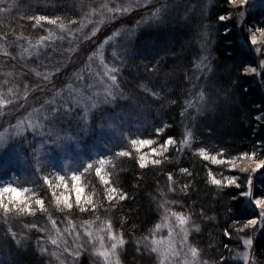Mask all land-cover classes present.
I'll use <instances>...</instances> for the list:
<instances>
[{"label":"trees","instance_id":"trees-1","mask_svg":"<svg viewBox=\"0 0 264 264\" xmlns=\"http://www.w3.org/2000/svg\"><path fill=\"white\" fill-rule=\"evenodd\" d=\"M41 1L3 0L0 3L1 7L15 3L21 8L0 17V61L13 63V80L18 79L27 85V92L19 97L21 102L31 92H35L39 85H45H42V79L51 78L49 72L59 73L56 77H60L65 66L71 65L72 61L77 62L76 58L81 55L80 49L86 47L93 34L94 27L85 25V20L79 16L75 17V14L81 15L83 10L78 5L79 0L70 4L66 3L70 0H50L52 6L48 7H43ZM215 1L210 16H215L221 10L220 16L232 18L233 21L219 19L218 28L212 34L214 44L210 71L208 66L203 68L205 70L199 74L200 78L196 79L192 67L199 63V55L194 47L195 44L199 46L201 32L208 36L212 31L208 29L205 20L193 23L189 18L180 26L169 24L168 36L163 39V43L174 44L165 49L166 53L157 49V62L156 59L151 61L147 55L141 73L129 66L125 75L122 73L119 76L121 92L132 93V99L137 98L142 103L141 108L149 104L148 92L152 94L150 87L151 91L153 89V92L158 93L156 96L152 94L154 101L152 99L150 106L142 109L148 115L156 116L157 122L152 126H149L151 123L146 124L148 126L140 132L141 138L151 139L156 144L140 153L130 149L126 151L130 154H113L103 169L106 174L96 175L93 169L84 173V191L79 203L76 202L74 189L61 194V190L52 192L49 188H43L38 195L44 201L43 208L36 200H31L32 204L27 206L13 207L11 204V208L1 210L0 242L12 238L8 245L13 246L15 237L12 231L20 229L25 234L23 240L27 246L21 251H11L9 256L8 251L4 252L0 255V264H51L49 259L52 255L49 252L47 254L51 257L48 258L44 251L37 252L40 230L45 226L43 221L47 217L46 222H67L69 219L75 223L86 220L110 222L111 228L122 235L125 241L120 251L122 264H154L153 256L148 253L142 240L155 226L162 201L168 202L170 199L167 196L168 184L174 187V205L183 207V211L199 226L191 240L205 259L213 264H238L233 256L242 246V237L251 236L254 262L264 264V226L261 225L255 233L253 226H246L249 219L257 216L256 213L239 204V199L235 200L238 195L231 185H223L225 178L236 175L232 166L238 164L241 158L251 156L264 161V64L261 67L254 63V52L248 48L245 33L238 32L240 27L237 26V20H245L247 28L255 26L264 32V16L258 12L248 13L245 4L230 5L231 0ZM83 5L86 10V4ZM39 15L56 18V23L40 21L37 24L35 17ZM60 24L65 27L61 29ZM196 26L198 33L194 30L192 35L191 30ZM50 35L53 38L47 39ZM41 37L46 39L40 43L39 53L23 52L22 48L28 50L27 45H30L29 49L34 48L33 43H37ZM258 38L255 37L253 45L257 47L255 49L259 57L264 60V35L259 34ZM53 41L55 44L62 42V49H54L49 55H44L46 50L42 52V45H54ZM4 48H7V52H2ZM44 58L51 64H43L41 60ZM250 67H255L257 71L245 72V68ZM144 71L147 76L153 72L154 77H145ZM200 85L208 88L212 104L217 109L211 114H204L211 117L210 120L204 117L203 121L206 122L193 131V147L187 157L174 150V143L182 138V131H185L183 120L186 98L193 96ZM3 90L5 86H0V91ZM118 97V102L127 104V95L124 98L120 95ZM157 129L162 131L156 132ZM168 137H173L175 142L167 144ZM153 147L157 149L156 153L151 151ZM164 147L169 150L163 152ZM201 148L206 150L209 158L199 153L198 149ZM214 156L228 159L219 162L211 158ZM141 158L147 161L143 167L140 165ZM153 159L160 163H152ZM182 169H187V172ZM169 173L172 174L171 180ZM213 175L222 183L215 184ZM101 176L106 177L108 182L105 183ZM250 178L252 198L264 197V168L250 170L241 178L243 193L249 190V187L245 190L244 186H249ZM112 187L118 191L109 200L108 194ZM123 193H127V196L120 199ZM66 197L71 201L72 208L66 207ZM92 204L96 207L93 208ZM28 208L32 211H28Z\"/></svg>","mask_w":264,"mask_h":264},{"label":"rangeland","instance_id":"rangeland-1","mask_svg":"<svg viewBox=\"0 0 264 264\" xmlns=\"http://www.w3.org/2000/svg\"><path fill=\"white\" fill-rule=\"evenodd\" d=\"M74 1L76 0L66 1V3L70 4ZM137 2L139 6H136ZM215 2V0H79L78 5L83 10H81V15L75 14V17L79 16L80 19L85 20V25L94 27L96 31L91 35L86 47L80 49L81 55L76 58L77 62L72 61L71 65L65 66L62 72L60 71V77H56L59 73L49 72L51 78L42 79V85H45L41 87L39 85L37 90L31 92L23 102L19 97L27 92V85L18 79L13 80V69L15 68L13 63L7 64L5 60H1L0 76L3 79L0 80V86L1 88L5 86V90L0 91V99L7 100L8 103L0 104V138L6 141L5 149H0V187L3 184L12 183L16 187L28 189L24 193L27 200L23 201L16 199L10 201L7 198L10 194L5 193L4 203L8 204V209L12 207L9 206L11 204L13 207L14 205L24 207L29 203L32 204L31 200H37L43 188H49L52 192L61 190V194L73 189L76 191V187H83L82 177L91 169L99 175L96 168L100 167L102 169L100 175L106 174L103 169L106 168L113 154L123 153L121 149L125 152L134 149L135 152L140 153L155 145L156 142L138 148L131 143L133 139L141 138L140 132L142 133L144 127L148 126L146 124L151 123L149 126H152L157 122L156 116L148 115L145 110H142L152 103L153 89L152 91L151 87L149 89L152 94L148 92L149 104L141 108L142 103H139L137 98L132 99V93L121 92L119 76L122 73L125 75L124 72L129 69V66H133L137 72L141 73L147 55L151 61L156 59L155 62H157V49L166 53L165 49L174 44L163 43V39L168 36L169 24L180 26L189 18L193 20V23L205 20L208 29L212 31L208 36L201 32L202 39L199 46L194 43V49L199 55V63L192 67L196 79L200 78L199 74L205 70L203 68L208 66V71H210L212 69L210 56L214 44L212 34L218 28L221 17L220 9V13L210 16ZM83 3L86 4V10H84ZM128 4L133 5L129 12L121 14L109 11V9ZM232 4H245L248 13L258 12L257 14L264 16V0H246L243 4L240 0H231L230 5ZM41 5L43 7L52 6L50 0L46 2L42 0ZM17 6L19 5L15 3L5 7L0 6V9H6V11H0V17L8 15L13 10L19 11L21 8ZM156 9H160V12L158 15H153ZM222 21H233V19L226 17ZM246 22L237 20V26L240 27L238 32L245 33L249 43L248 48L254 52L256 59L254 63L263 67L262 61L264 60L256 52L257 47L253 45V37L258 38L259 34L264 35V32L255 26L247 28ZM194 30L198 33L197 26L191 30L192 35ZM113 33L118 34L114 36ZM67 37L72 39L70 36ZM109 37L111 39H108ZM53 43L54 45L48 43L42 45V52L43 50L47 52L44 51V55H49L54 49H62V42L55 44L53 41ZM33 44L35 47L32 49H29L30 45H27L28 50L22 48L23 52L25 54L28 51L39 53L40 43ZM4 49L5 51L2 52H7V48ZM41 61H44L43 64L50 63L47 58ZM112 68L116 71L110 72ZM111 75L117 76L115 82L111 81ZM144 75L154 77L153 72L147 76L144 71ZM21 77L22 75L19 78ZM54 84L55 86L52 87ZM9 88L12 89L11 92L8 91ZM109 91L112 93L111 96L108 95ZM123 94L129 97L125 100L127 104L118 102V95L124 98ZM211 99L208 88L202 85L195 89L193 96L186 98L183 120L185 131H182V138L174 143V150L179 155L190 156L193 147L191 141L187 145L183 143L187 132L191 131L193 138V131L198 129V125L200 127L204 124L205 118L207 121L211 118L204 114H211L217 109ZM65 105H68L67 109ZM164 150L167 151L169 148L164 147L163 152ZM100 156L108 158L103 165L100 163ZM241 159L238 164L232 166L236 172L235 182L228 184L227 180L233 177L225 178L223 185H231L238 195L235 200L239 199V204L259 216L260 208L254 204L255 198L246 196V192L243 193L241 178L246 176L250 170L261 169L257 168L261 160L253 159L251 156ZM90 162L91 167H89ZM73 172L80 176L79 181L73 180ZM175 172L178 173L176 170ZM45 176L49 177L51 184L44 180ZM58 176H63L64 179L60 180ZM246 186H244L245 190L249 187ZM173 191L174 187L168 184L167 196L170 199L168 202L162 201L163 205L157 212L159 217L155 226L143 238L145 240H142L148 253L153 256V263L161 264L163 261V264H186L187 261L189 264H213L205 259L192 243L191 236L198 232L199 227L197 228L189 214L183 211V207L174 205L175 202L172 200L176 197ZM238 191L242 192L238 194ZM1 210H5L3 205H0ZM173 213H182L189 217L188 222L182 225ZM47 218L43 221L45 226L40 230L37 252L44 251L46 258L51 257L48 255L50 253L52 255L49 259L51 264H105L95 249L100 248L102 242L103 247L110 248L113 242L108 235L107 221L97 223L95 220H86L75 223L69 219L66 220L67 222L55 221L53 223V221L46 222ZM157 225L160 227L157 228ZM246 226H253L255 233L261 228V223L258 222L254 226L247 222ZM86 228L91 232V236L85 231ZM111 230L118 236L120 235L113 228ZM185 231H187V239H185ZM12 234L15 237L13 246L8 245L12 238L1 240L0 255L8 251L9 256L11 251H21L27 246L23 240L25 234L22 230L13 229ZM247 238L251 236L242 237V246L233 256V260L238 264H255L251 248L249 249L244 242ZM53 240L57 242L53 244ZM193 246L198 249V256L195 259L191 255ZM121 248L122 245L118 246L116 255L111 257L112 264H116L117 259L119 264H122ZM77 249L81 254L75 257L72 252ZM246 250L250 253L247 261L242 255Z\"/></svg>","mask_w":264,"mask_h":264},{"label":"snow or ice","instance_id":"snow-or-ice-1","mask_svg":"<svg viewBox=\"0 0 264 264\" xmlns=\"http://www.w3.org/2000/svg\"><path fill=\"white\" fill-rule=\"evenodd\" d=\"M246 0H240V3L243 4L245 3ZM0 3H3V0H0ZM136 6H139V3L137 2V5ZM132 7L133 5L132 4H128L127 6H120V7H117V8H113V9H109V11L111 12H118V13H125V12H129L132 10ZM0 11H6V9H0ZM95 11V10H93ZM160 12V9H156L155 12L153 13V15H158ZM113 19L115 17H112ZM226 17L225 16H221L220 19L221 20H224ZM35 20H36V23L39 24L40 21H51L52 23H56V18H53V17H49L47 15H39L37 17H35ZM65 27L64 24H60V28L63 29ZM96 31V29L94 28L93 29V33ZM225 31H227V29H225ZM118 33H113V35H117ZM53 37H51V35L49 37H47V39H51ZM46 38L45 37H41L39 41H37V43H43V41L45 40ZM108 39H111V37H109ZM253 43H255V37H253ZM29 55H31V53H29ZM95 55V53L93 54ZM101 59H103V57L101 56ZM262 64H264V61H262ZM58 70V69H57ZM110 72H115L116 69L115 68H112L109 70ZM248 71H251V72H256L257 69L255 67H251L250 69L249 68H245V72H248ZM37 75H39V73H37ZM110 79L111 81L115 82L117 80V76L116 75H111L110 76ZM9 92L12 91L11 88L8 89ZM108 95L111 96L112 93L109 91L108 92ZM153 95H158V93L156 92H153ZM201 96H203V93H201ZM8 101L7 100H2L0 99V104H7ZM65 108L67 109L68 108V105H65ZM55 111V110H54ZM157 131H162V129H157ZM191 138H192V133L191 131H188L187 134H186V137L183 141V143L185 145H187L188 143H190L191 141ZM174 138L173 137H168V140L166 141L167 144H171V143H174ZM131 143L135 146H138L139 147H142L143 145H150L153 143V141L151 139H143V138H140V139H133L131 141ZM5 146H6V141L3 139V138H0V149H5ZM151 151L153 153H156L157 152V149L155 147H153L151 149ZM199 153L204 156L205 158H209L207 152L205 149L201 148V149H198ZM223 151V150H221ZM121 152L125 153V154H130V153H127L125 152V150L121 149ZM244 155H247V153H245ZM252 155H255V153H253ZM213 160H219V162H224L225 160H227L228 158L224 157V158H221V157H211ZM108 158L105 157V156H100L99 157V160H100V163L101 165H103L105 163V161L107 160ZM152 163L154 164H158L160 163L159 160H156V159H153L151 161ZM147 163V161L143 158H141L140 160V165L141 167L145 166ZM89 167H91V162L89 163ZM257 168H264V161H261V163L259 165H257ZM102 171V169L100 167L96 168V172L97 174H100ZM182 171H185L187 172V169H182ZM72 177H73V180L74 181H79L81 178L80 176L76 173V172H73L72 173ZM58 178L60 180H63L64 177L63 176H58ZM172 178V174L169 173V179L171 180ZM101 179L105 181V183H107V178L104 177V176H101ZM44 180L46 182H48L49 184H51V180L49 179L48 176H45L44 177ZM212 180L215 184L219 185L222 183L221 180H218L216 179V177L213 175L212 176ZM235 182V177L231 178V179H228L227 180V183L228 184H232ZM248 185H249V190L245 193L246 196H249L251 197L253 195L252 193V190H251V186H252V180L251 178L249 179L248 181ZM28 191L27 188H20V187H16L14 186L12 183H7V184H3L2 187H0V205H3V207L5 208V210L8 209V204H5L4 203V194L5 193H9L10 195L7 197L10 201L13 200V199H16L18 201H23V200H27V196L24 195V193H26ZM118 190L115 188V187H112L110 190H109V194H108V199L109 200H112L113 199V194L116 193ZM83 192V187H76V202L79 203L80 200H81V193ZM33 195H35V193H33ZM127 196V193H123L122 195L119 196L120 199H124L125 197ZM58 201H59V198H58ZM36 203L39 204L41 206V208H43L44 206V201L42 198H38L36 200ZM64 203L66 205L67 208H72V203L71 201L66 197L65 200H64ZM89 203H91V201L89 200ZM254 204L256 206H258L260 208V213H259V216H253L251 219H249L248 223L251 224V225H256L258 222L261 223L262 226H264V197H256L255 200H254ZM92 207L95 208L96 205L95 204H92ZM28 211H32L31 208H28ZM174 215L177 216V218L179 219L180 223L183 225V224H186L188 222V219L189 217H186L184 216L182 213H173ZM53 223H55V221H53ZM107 227H108V235L109 237L111 238V240L113 241L111 243V246L110 248H105L103 247V242L101 243V247L100 248H97L95 249L96 253L101 256L103 258V260L105 261V264H112V260H111V257L115 256L116 255V252H117V249H118V246L120 245H123L124 244V239H123V236L122 235H117L116 233H114L112 230H111V223L108 222L107 224ZM160 225H157V228H159ZM197 228L199 227L198 225L196 226ZM85 231L88 232L89 236H91V232L88 231V229L86 228ZM185 239H187V231H185ZM101 241H103V238H101ZM53 244H55L57 241L56 240H53L52 241ZM245 244L248 246V248L250 249L251 248V245H252V239L251 238H247L245 239ZM154 243H158V241H154ZM73 256L75 257H78L80 256L81 252L80 250H73L72 252ZM165 255H167L165 253ZM191 255L193 257V259H195L197 256H198V249L193 246L191 248ZM245 261H247L249 259V251H245L244 253H242ZM116 264H119V261L117 259L116 261ZM161 264H163V261L161 262ZM186 264H189V262L186 261Z\"/></svg>","mask_w":264,"mask_h":264},{"label":"bare ground","instance_id":"bare-ground-1","mask_svg":"<svg viewBox=\"0 0 264 264\" xmlns=\"http://www.w3.org/2000/svg\"><path fill=\"white\" fill-rule=\"evenodd\" d=\"M262 15V14H261ZM263 16V15H262Z\"/></svg>","mask_w":264,"mask_h":264}]
</instances>
